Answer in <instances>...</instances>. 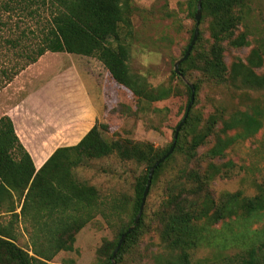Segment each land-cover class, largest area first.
<instances>
[{"label": "rangeland", "instance_id": "rangeland-1", "mask_svg": "<svg viewBox=\"0 0 264 264\" xmlns=\"http://www.w3.org/2000/svg\"><path fill=\"white\" fill-rule=\"evenodd\" d=\"M4 1L0 0V3ZM125 3L130 25L121 36L129 50L130 72L144 79L151 90H168V97L159 102L139 101L129 90L111 80L99 60L88 57L92 59L89 61L95 63V74L106 86V96L101 94L103 100L105 98L104 116L98 122L108 126L103 137L110 142L126 140L152 145L160 152L168 150L190 103L188 84L198 85L199 88L190 111V123L180 133L181 149L178 151L175 148L173 159L159 172L152 184L142 216L141 235L119 264H177L182 250L170 248L168 242L162 239L163 225L157 212L168 197L169 189L184 181L185 172L197 171L204 177L212 169H230L229 177L217 176L210 183L209 190L216 200L236 193L245 198L264 193V90L241 88L230 82L216 85L196 68L198 62L185 65L186 81L174 75L175 64L184 58L197 27L189 9V0H126ZM11 17L9 30L0 32V46L5 45L2 38L20 39L23 31L26 33L23 45L32 47L39 43L41 33L48 25L49 18L45 10L37 17H23L19 13ZM208 26L207 20H202L199 25V37L202 34L203 40L194 46L196 49L193 48L192 59L197 58L198 51L210 47ZM245 31L248 32L250 47L236 49L226 46L225 62L230 69L239 61L246 63L253 48L264 46V0L249 1L237 35ZM110 44L116 47L113 41ZM16 53L19 54L18 50L0 48V75L2 69H7L14 76L20 66L29 63L27 58L21 59ZM30 66H26L17 76ZM38 84L39 79L35 76L22 87L30 90ZM7 103L6 99L0 101V116L5 112ZM240 113L261 119L262 127L256 134L244 137V124H240L237 130L226 132L225 123ZM212 121L217 123L208 128ZM208 133L210 135L204 138V143L192 152L193 155H189L188 150L195 139ZM240 135L242 138H239ZM231 139L232 144L227 145ZM220 142L226 146L224 155L213 159L210 152ZM147 169V165L111 156L92 161L77 170L76 175L81 182L99 190L106 217L98 215L88 223L76 235L75 250L60 252L50 263L107 264L100 257V250L106 243L116 242L121 225L129 222L136 180ZM203 199L202 195L200 203ZM115 204L118 208L114 210ZM20 211L21 208H18L17 213ZM10 224H13L16 244L32 256L30 221L1 214L0 227ZM200 229L199 236H204V239L191 250V264H232L230 258L234 259L237 254L245 255L252 244L259 246L264 243V212L248 217L240 215L217 225L201 222Z\"/></svg>", "mask_w": 264, "mask_h": 264}, {"label": "trees", "instance_id": "trees-1", "mask_svg": "<svg viewBox=\"0 0 264 264\" xmlns=\"http://www.w3.org/2000/svg\"><path fill=\"white\" fill-rule=\"evenodd\" d=\"M125 1L6 0L0 3V32L9 30V20L15 13L23 17H37L45 10L49 19L38 44L32 47L23 45L26 35L23 31L20 39L2 38L5 45L0 48L8 51L18 50V57L27 58L29 63L20 66L19 72L26 66L37 63L48 52L92 57L105 66L116 85L129 90L139 101L165 100L168 90H151L144 79L133 76L130 72L129 50L121 36L130 25L126 17L128 8ZM249 1L202 0L201 22H209L211 44L209 49L198 51V56L194 59L193 50L188 60L181 64L180 72L184 77L187 76L185 65L198 62L196 68L216 85L230 82L241 88L264 90V46L253 48L246 63L239 61L230 69L225 62L226 46L236 49L251 46L247 31L237 35L244 22ZM197 7L198 0H189V9L194 18ZM201 35L196 45L201 44ZM111 41L116 43V47L111 46ZM174 75L179 77L175 70ZM14 76H11L7 69L1 70L0 91L13 82ZM194 87L198 92V85ZM188 91L191 96L190 87ZM102 94L103 97L106 96L105 85ZM190 120L189 113L182 130L189 125ZM216 123L217 121H212L208 128L214 127ZM240 124H244V137L256 134L262 127L261 119L248 113L235 115L224 127L226 132H230L237 130ZM106 130L107 125L97 123L78 145L58 149L43 167L37 170L32 157L16 134L11 118L4 116L0 119V215L6 214L17 220L21 218L30 221L33 237L31 256L16 244L13 224L0 227V264H51L60 252H73L76 235L98 215L105 216L99 190L81 182L76 171L88 166L92 161L117 156L124 161L147 165L148 169L136 180L129 222L121 225L116 242L106 243L100 250V257L104 258L107 264H112L113 253L121 237L134 225L140 211L150 169L167 155L172 146L160 152L146 143L126 140L110 142L103 137ZM208 135L210 134L195 139L188 154L193 155L192 152L204 143V138ZM239 138H242L241 135ZM181 141L179 134L176 145L178 151L181 149ZM227 142V145H231L232 139ZM225 149L226 146L220 142L211 150V158L222 157ZM172 159L173 155L156 169L152 184ZM207 173L208 175L203 177L197 171L185 172L184 181L169 189L168 197L157 212L163 225L162 239L168 242L170 248L182 250L177 264H191V250L204 239V236H199L201 222L217 225L240 215L248 217L264 212V193L253 198H245L236 193L216 200L209 190L210 183L217 176L229 177L230 169H212ZM202 195L204 199L200 203ZM18 208H21L20 213H17ZM116 208V204L113 205V209ZM142 223L141 218L139 226L128 235L116 258V264L121 263L124 255L138 241ZM229 261L232 264H264V243L259 246L252 244L245 255L237 254Z\"/></svg>", "mask_w": 264, "mask_h": 264}, {"label": "crops", "instance_id": "crops-1", "mask_svg": "<svg viewBox=\"0 0 264 264\" xmlns=\"http://www.w3.org/2000/svg\"><path fill=\"white\" fill-rule=\"evenodd\" d=\"M89 60L48 52L0 92V101L8 100L0 119L11 118L37 170L58 149L78 145L103 119V84ZM35 76L39 84L24 89Z\"/></svg>", "mask_w": 264, "mask_h": 264}, {"label": "water", "instance_id": "water-1", "mask_svg": "<svg viewBox=\"0 0 264 264\" xmlns=\"http://www.w3.org/2000/svg\"><path fill=\"white\" fill-rule=\"evenodd\" d=\"M195 19H196V30H195V33H194V37H193V40L191 42V45L188 47V50L184 56L183 59L179 60L176 64H175V73L181 77L184 81L185 80V77L181 74L180 72V66L183 62H185L186 60H188V58L190 57L192 51H193V48L194 46L196 45V42L198 40V37H199V25L201 23V19H202V0H198V7H197V13H196V16H195ZM191 91H192V95H191V101L189 103V106H188V109H187V113L184 117V119L182 120V122L180 123V125L177 127L176 129V132H175V136H174V143L172 145V148L170 149V151L167 153V155L165 157H163L161 160H159L151 169H150V173H149V180H148V184H147V187H146V190H145V193H144V196H143V199H142V204H141V207H140V211L135 219V223L134 225L129 228V230L121 237L119 243H118V246L116 248V250L114 251L113 253V258H112V264H116V258L124 244V242L126 241L128 235L130 233H132L140 224V221H141V218L143 216V213H144V209H145V205H146V200H147V197H148V194L150 192V188L152 186V180H153V176H154V173L156 171V169L161 165L163 164L175 151V148H176V145H177V140L179 138V134H180V131L182 130L184 124L186 123L188 117H189V113L192 109V106L195 102V95H196V89L194 87V85L192 84H188Z\"/></svg>", "mask_w": 264, "mask_h": 264}]
</instances>
